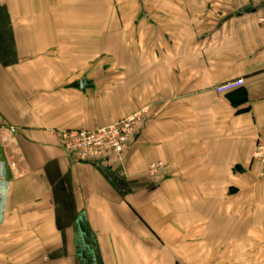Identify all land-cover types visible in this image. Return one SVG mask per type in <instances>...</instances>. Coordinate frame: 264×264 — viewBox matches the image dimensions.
Segmentation results:
<instances>
[{"label": "crops", "instance_id": "crops-1", "mask_svg": "<svg viewBox=\"0 0 264 264\" xmlns=\"http://www.w3.org/2000/svg\"><path fill=\"white\" fill-rule=\"evenodd\" d=\"M263 13L247 0H0V126L17 128L0 147V264H264L251 159ZM143 107L121 168L70 159L52 133ZM156 162L167 171L149 178Z\"/></svg>", "mask_w": 264, "mask_h": 264}, {"label": "built area", "instance_id": "built-area-1", "mask_svg": "<svg viewBox=\"0 0 264 264\" xmlns=\"http://www.w3.org/2000/svg\"><path fill=\"white\" fill-rule=\"evenodd\" d=\"M253 8L264 5V0H247ZM259 25L264 26V13L256 19ZM243 85L242 79L227 81L215 86L217 94H225ZM149 107H143L118 122L96 128L91 131L61 129L52 131L57 137L60 148L66 155L78 162H97L108 168H121L123 154L128 148L131 139L137 130L147 121ZM16 127L0 126V147L6 149L16 135ZM252 161L258 165L260 176H264V138H259L252 152ZM167 171V166L162 162L151 163L146 175L155 178L158 174Z\"/></svg>", "mask_w": 264, "mask_h": 264}, {"label": "water", "instance_id": "water-1", "mask_svg": "<svg viewBox=\"0 0 264 264\" xmlns=\"http://www.w3.org/2000/svg\"><path fill=\"white\" fill-rule=\"evenodd\" d=\"M83 83H84V81H81V83H80V85H81L80 87H81V88L83 87Z\"/></svg>", "mask_w": 264, "mask_h": 264}]
</instances>
